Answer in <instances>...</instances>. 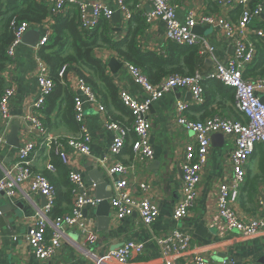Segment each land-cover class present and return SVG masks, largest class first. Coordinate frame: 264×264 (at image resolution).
<instances>
[{
    "label": "crops",
    "instance_id": "obj_1",
    "mask_svg": "<svg viewBox=\"0 0 264 264\" xmlns=\"http://www.w3.org/2000/svg\"><path fill=\"white\" fill-rule=\"evenodd\" d=\"M48 0H36L37 4L46 5ZM88 3H101L107 6L112 15L120 12V23L114 25L110 18L112 41L123 39L128 32V20L119 9L116 0H77ZM6 3L7 0H0ZM176 5V17L184 21L188 12L197 16L212 15L223 20L237 23L239 20V7L235 2L223 3L217 6L213 0H174ZM261 4L264 8V0H253L250 7ZM128 11L145 19V15L151 11V6L145 1H130ZM72 12V11H71ZM27 32L35 31L37 35L28 36L26 43H21L17 48L14 59H10L6 70L0 73V92L2 88L10 87L14 90V96L9 103V114L20 123L18 135L19 146L14 147L8 143L10 128L6 130V122L0 117V134L7 131L5 143L0 144V180L17 159L20 147L27 141L34 145L30 157L31 169L34 173L46 176L53 180V185H58L61 190L63 214L71 211V205L63 200L62 192L66 188L61 177L56 171L48 169L53 162L59 159L50 148L42 145V140L36 131L32 130L28 116L32 115V105L38 97L37 75L40 64L44 61L41 58L39 40L52 34L54 25L53 18L46 17L40 24H29ZM202 26V25H200ZM211 32L205 35H196L207 41L213 49L211 53H201L196 57L195 73L200 75L208 74L216 62L225 63L232 53L231 41L225 37L218 27L206 25ZM120 29V31H114ZM264 31V11L253 22L248 31V38L255 44L258 38L254 30ZM4 33V17L0 16V37ZM137 42L142 52H153L167 56V42L165 39V24L154 19L151 23L145 24V29L138 37ZM92 56L100 60L105 68V73L112 83L120 90L128 92L136 101L145 100V93L141 86L135 84L124 68V61L121 60L115 51L101 46L92 50ZM259 57V54H258ZM111 59L123 64V67L113 74L108 64ZM260 59V57H259ZM46 64V63H45ZM248 67V66H247ZM246 67V69H247ZM245 69V71H246ZM244 71V72H245ZM86 76L95 80L92 73L83 71ZM79 77L75 67H69L64 75L62 83L61 98L67 94L77 96ZM84 81V80H83ZM214 81V80H206ZM86 84L87 82L84 81ZM203 81L202 83H204ZM206 83L204 85V103L195 105L192 102L191 94L184 89H175L163 94L148 111L151 122L150 144L154 153L151 161H140L132 153L131 145L133 135L131 133V117L112 105L105 107L100 112L101 102L86 103L84 106L85 124L92 137L90 157H82L76 153H69L71 165L81 174L85 188L89 194L95 197L96 185L91 176L94 167L103 174L105 181L110 186V180L103 170V166L97 160L107 158V165L120 162L127 167L125 180L132 195L137 199L147 198L158 209V217L152 226L147 229L136 217L117 220L109 208V221L105 224L96 215L97 206L87 208L84 217L92 222L96 232L97 241L93 246L84 242L77 231L67 232V238L63 239L56 255L48 261H38L32 254L26 241V234L30 227L34 226L38 218V210L41 209L45 200L38 194L29 191L28 184L20 186L15 196L1 198L0 196V264H92L86 258L87 252L104 254L120 248L126 242H137L144 246V254L132 259L128 264H162L159 249L155 238H164L173 231H180L191 237L190 249L192 253L180 258L176 264H193V254L203 253L212 262L220 264L223 258L234 259L243 264H264V229L254 238H241L234 231L221 233L218 224L214 220L217 214V196L222 186L231 183L230 156L234 149V138L222 136L211 146L207 162L201 173V181L197 190V199L187 217L180 221L173 219V212L179 203L182 187L181 162L185 147L194 142L192 132L181 128L176 120V104L178 102L188 103L189 107L184 116L191 121H203L214 115L225 118L236 119V112L233 103V92L230 88L221 87L219 84ZM219 83V82H218ZM88 85V84H87ZM190 96H189V95ZM263 99V98H262ZM67 110L65 102L57 103L49 116L36 114L45 124L47 133L60 141L69 138H77L79 130L74 133L66 124L64 112ZM107 121L115 122L128 130L125 138L123 151L119 156L109 155V148L114 134L105 127ZM245 183L240 190L237 200L232 204L236 215L243 220H252L260 217L258 202L264 200V150L258 147L251 159L245 166ZM147 186V191L142 192L140 186ZM108 187L102 189L108 193Z\"/></svg>",
    "mask_w": 264,
    "mask_h": 264
},
{
    "label": "built area",
    "instance_id": "obj_2",
    "mask_svg": "<svg viewBox=\"0 0 264 264\" xmlns=\"http://www.w3.org/2000/svg\"><path fill=\"white\" fill-rule=\"evenodd\" d=\"M119 9L124 13L126 20L130 19L127 9V0H116ZM145 1L150 4L151 11L145 15L146 23L159 19L165 24V39L178 46H197L201 53H211L212 48L203 38L192 33V29L200 25L218 27L222 34L232 44V53L225 63L216 62L213 69L206 75L195 73L192 76L172 74L157 85H152L142 71L124 63L133 82L142 87L146 95L142 102L136 101L128 92L120 90L119 100L129 111L132 117L131 131L135 137L131 145L134 157L140 161H151L154 157L150 144L151 122L148 117L150 107L157 102L164 93L175 89H184L191 94L195 105L204 103L202 82L214 80L234 92V109L241 120L225 118L214 115L203 121L188 120L184 113L189 105L185 102L176 104L177 124L186 131L192 132L194 142L188 144L183 152L181 162L182 187L181 197L174 212L173 219L180 221L188 216L197 199V190L201 181V173L207 162L211 146V137L215 134L230 136L234 139V149L230 156L231 183L222 186L217 196V214L215 224L221 233L227 231L236 232L241 238L251 239L256 237L264 229V200L258 202L260 217L252 220L239 218L232 204L237 200L240 190L245 183V166L253 156L257 146L264 150V76L244 79L243 74L256 57V47L248 38V31L253 26L254 20L263 13L264 8L257 4L253 8L250 3L253 0H228L242 7V12L237 23H232L212 15L197 16L188 12L184 21L176 17V5L174 0H135ZM217 6L223 0H213ZM49 17L54 18L65 15L68 10L75 9L79 14L80 28L84 31L95 29L101 19L110 20L111 10L101 3H88L77 0H48ZM29 24L22 22L12 23L13 39L6 49L8 58L14 59L17 48L22 43V38L29 29ZM255 36L264 44V31L254 30ZM49 36L42 37L38 46L47 45ZM66 68H61L59 77L63 78ZM39 89L38 97L32 105V115L28 116L32 130L36 131L42 140V145L51 149L55 156L68 169V180L72 186L71 211L62 216L51 218V213L56 201V191L49 180L41 174L34 173L31 169L30 157L34 145L27 141L19 149L15 163L4 173L0 180V193L7 197L15 196L20 186L28 184L29 191L42 196L44 206L38 210V218L34 226L30 227L26 234V241L32 254L38 261L51 260L57 253L63 239L67 238V232L77 231L89 246L97 241L96 232L92 222L84 217L87 208H94L99 201L85 188L80 172L71 165L69 153H76L82 157H90L92 137L85 124L84 106L86 103H96L98 99L91 88L83 81L78 80L77 89L81 95L74 98V115L79 125V136L60 141L51 137L39 121L38 114L45 102V98L52 92L54 83L49 76V67L41 63L37 75ZM14 96V90L5 88L0 96V117L6 122V130L15 121L9 114V103ZM263 98V99H262ZM99 102V101H98ZM104 111L103 106L98 108ZM105 127L114 134L109 148V155L116 157L124 148L128 130L111 121H107ZM0 134V144L5 143L7 131ZM103 166V170L110 180L109 206L119 221L136 216L142 225L149 229L158 217V209L147 198H135L128 188L125 174L127 167L120 162L107 165V158L97 160ZM52 170L51 166H48ZM147 186L141 185L142 192L147 191ZM162 264H176V261L192 253L190 249L191 237L180 231H173L164 238H155ZM144 254V246L137 242H126L115 251L97 254L87 252L92 264H128L132 259ZM193 264H212L203 253L193 254ZM220 264H243L234 259L223 258Z\"/></svg>",
    "mask_w": 264,
    "mask_h": 264
},
{
    "label": "trees",
    "instance_id": "obj_3",
    "mask_svg": "<svg viewBox=\"0 0 264 264\" xmlns=\"http://www.w3.org/2000/svg\"><path fill=\"white\" fill-rule=\"evenodd\" d=\"M130 1L134 0H127V6H129L128 4ZM241 12L242 10L239 7V15H241ZM49 14V5L47 3L46 5L37 4L36 0H7V2L3 4L0 2V16L4 17V33L0 37V73L6 70L10 61V58H8L6 54V49L13 39L12 23L15 25L22 22L31 25L40 24ZM53 22L52 34L49 37L48 43L41 48V58L49 67V76L54 83V88L45 98L41 114L43 115L46 113V115L49 116L58 102H65L67 108L64 112L66 124L74 133L79 130V125L74 115L75 96L67 94L61 98V82L64 80L65 72L69 67L76 68L79 77L87 82L93 94L98 101L102 103V106L104 105L107 108L112 105L115 109L131 117L129 111L119 100L118 90L112 83L110 77L106 75L102 62L92 56V50L95 47L104 46L112 49L125 63L139 68L152 85L159 84L172 74L184 76H192L195 74V59L199 55L197 46H178L171 42H167V56L153 52L144 53L141 51L137 39L144 31L146 21L138 15L131 14L128 20L127 35L119 41H112L110 39L112 34L110 20L101 19L95 29L91 31L82 30L79 24V14L75 9L68 10L65 15L54 17ZM255 42L256 57L244 72V79L264 76V44L257 39ZM63 67H65L66 70L63 78H60L59 72ZM83 71L92 73L95 80L89 79ZM213 82L214 81H205L202 83L203 89H205L204 85L206 83ZM215 83L219 84L221 87H225L221 83ZM5 88L6 87L2 88L0 96ZM232 100L234 103V92ZM38 119L47 131L44 122L39 117ZM236 119L241 120L238 114H236ZM134 140L135 137L133 135V141ZM258 147L260 146H257L256 149ZM52 168L61 177L66 188L65 192H62L64 202L72 207V186L68 180V169L60 160L53 162ZM48 180L53 185V180ZM53 186L56 191V201L50 216L51 218H56L63 215L65 208L62 207L61 190H59L58 185Z\"/></svg>",
    "mask_w": 264,
    "mask_h": 264
},
{
    "label": "water",
    "instance_id": "obj_4",
    "mask_svg": "<svg viewBox=\"0 0 264 264\" xmlns=\"http://www.w3.org/2000/svg\"><path fill=\"white\" fill-rule=\"evenodd\" d=\"M120 12H116L111 16V21L114 25H118L120 23ZM114 31H120V29H115ZM207 31H211V28L206 26V25H202V26H196L195 28L192 29V33L196 34V35H205L207 33ZM38 32L35 31H31V32H26L25 35L22 38V42L26 43V41H28V36L31 34H35L37 35ZM108 67L110 69V71L113 74H116L122 67L123 64L116 61L115 59H111ZM81 95V92L78 94ZM189 95V94H188ZM190 96V95H189ZM264 102V100H263ZM20 127V123L15 122L11 129H10V133L8 135V143L14 147H18L19 146V140H18V135L20 133L19 130ZM223 135L221 134H215L211 137V142L214 143V141H216L217 139H221ZM94 170H97L91 173V176L95 177L93 179L96 188H95V198L99 201L98 205H97V211H96V215L99 216L101 219L100 221L102 223H104V227H106V223L109 221V198H110V186L108 187V182L105 181V178L103 176L102 173H100L98 171L97 167H94ZM104 187H108V193H105L102 191V189ZM1 198H5V195L3 193H0Z\"/></svg>",
    "mask_w": 264,
    "mask_h": 264
},
{
    "label": "rangeland",
    "instance_id": "obj_5",
    "mask_svg": "<svg viewBox=\"0 0 264 264\" xmlns=\"http://www.w3.org/2000/svg\"><path fill=\"white\" fill-rule=\"evenodd\" d=\"M211 31H209L208 33H210Z\"/></svg>",
    "mask_w": 264,
    "mask_h": 264
}]
</instances>
